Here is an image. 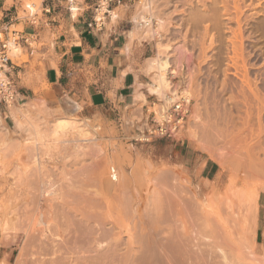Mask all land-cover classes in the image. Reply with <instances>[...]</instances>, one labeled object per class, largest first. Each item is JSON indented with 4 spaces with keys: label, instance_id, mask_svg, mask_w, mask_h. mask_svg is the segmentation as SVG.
<instances>
[{
    "label": "rangeland",
    "instance_id": "rangeland-1",
    "mask_svg": "<svg viewBox=\"0 0 264 264\" xmlns=\"http://www.w3.org/2000/svg\"><path fill=\"white\" fill-rule=\"evenodd\" d=\"M81 1L83 0H76V2H74L73 4L80 6L79 2ZM241 1V7H243L244 9V13L241 16L244 24L242 26L243 46H241L244 53L242 57H239L240 51L238 49L239 53H236L237 50L235 49V46H237L238 48L240 47V42L238 41L239 39H236L235 36L237 33L236 30H238V24L234 19L236 16L235 12H232L230 14L232 19L228 14L223 13L222 17L219 18L221 27L217 29L216 26H214V24L211 22L212 19H209L211 18V15H214V8L210 6V9L208 8V5H212L211 0L200 1L205 4L207 3V9L205 4L204 6H202L203 3H198L200 5H198L197 8L201 9L202 11L197 9V13H199V15H197L198 17H196V20L198 18L201 19H198L197 21H193L191 19L192 9L188 4V0H153L154 12L156 17L164 18V20L167 21V25L165 24L167 30L165 31L161 42H163V44L170 43L174 45L173 49L168 54L170 61L174 63L175 66L177 65V63L179 64L181 62V58H183V55H185V62L183 63L182 67L178 68V73L176 75H172L173 77L171 76V80L174 84L173 89H179L178 92L184 95L183 91L185 89H189L188 85H192L195 94L194 96L190 97V111L185 128L176 137L156 138L150 142L137 140L139 137L143 136V132L145 129L144 119L147 116L146 109L147 107H149V110L152 109L150 107V103H152L156 99L157 95H149L150 98H148V102L138 101L136 105L124 108L122 112H120L119 110L81 108L79 116H77V118L79 119L90 118L96 126H99L102 131H104V134L106 131V134L104 136L101 135L102 133L100 132L102 131H100V129L97 135V139L94 141V143L92 142L88 144L90 145L89 150H92L90 151V153L93 154L90 156L94 157L91 159L90 157H88V159L86 160L87 166H92L91 168L95 166V169L101 167V170L99 168V172L102 171L103 173V169L106 167L105 164H108L109 161L107 160L109 159L111 161L110 164L113 167V170L118 172L119 180L117 181V183H121V179H125L126 182L129 178H132L135 186L133 190L135 189L138 191L132 190L130 193L132 197L134 196L135 198H137L140 204L139 207L137 206L138 208L135 206L138 209V213L140 214H148L147 205L151 201L150 199H153V195L155 193L152 182L157 179L156 177H158L159 180L160 178L163 180V176L167 179V177L171 175L169 178L176 181L179 177L182 176V179H178L179 181H184L188 185L189 183H191L193 188L201 191L200 198L203 203H205V210L214 211L220 214L223 219H230V217L234 215L238 217L245 216L247 212L245 200L248 196L247 194H249V192L246 194L247 190L250 191L255 182L260 181V179H264V152L262 151L264 149V0H240V2ZM8 2L10 3L11 0H9ZM132 2L135 6L134 10L131 12L133 19L134 16L137 15L140 11H143V9L142 4L139 3V0H132ZM229 4L230 9L233 10V0H230ZM70 6L72 5L70 4ZM217 6L219 5L216 4L215 7ZM219 9H222V11H224L221 6L219 7ZM202 14L204 16H208L204 17ZM201 16L204 18H201ZM18 28L22 29V26L20 25L18 26ZM52 36L53 35L50 33V31H48L45 37L36 45V49L33 55L31 57L26 55V62L23 63L22 66H24L25 68H30L29 72L25 74V78L27 80L26 82L28 83L27 85L19 86V91H22L25 94H20L19 101L15 102L9 107L5 106L4 104L0 105V113L2 117L0 121V159L2 162V164L0 162V228L4 225L7 226L8 222H11L10 224H13L15 226V220H13V210H15V207H12V204H14L18 200L17 195L20 194V191H22L21 193H26H23V196H27L28 192L30 190L32 191L35 180H33L34 178L32 179V175L30 176V170L34 168V157L39 153V156H41L42 154V159L43 157L45 158L43 161L46 165L44 166L46 168L48 167L47 169H50L49 171L56 175L55 178L57 177V180L62 183L64 189L66 187V184L61 181V175L59 174L61 168H63L62 166H64V160H60L58 158L60 161L59 162L54 161L53 159L55 158H52L46 161L48 157L43 155L46 151V147L42 148V145L40 143H37L36 141L34 142L35 139L33 140L29 135L30 132L29 128L27 129V123L23 126L19 125V122L25 123L26 120H28V116L32 119H37L41 113L44 114H42V117L40 116L39 118H43V116L48 113L46 117L49 116V119H44L48 123V120L49 122H52V120L56 116L71 112L70 109L72 100L70 98H49L43 93L44 91H47L49 89V86L43 81V75L45 71V55L43 53V49L44 47L52 46ZM185 36L187 39L186 42H188L186 43V45L191 50L190 54H183L185 51L183 47L181 48V46L185 44V42H183ZM150 41V49L147 58L149 56H154L157 52L156 44L158 43V40ZM147 58L145 60V69L148 68L149 64V59L147 60ZM243 66H245L247 69H245V67L243 68ZM190 71H193L194 74L191 75ZM245 71H247L246 75L247 79H249L250 82V88L247 82H244L246 81V79L244 78L246 76H244L245 74L242 75V73H245ZM146 75L147 76L141 79L137 84V87H139V84H143L141 89V91L143 92L147 91L145 83L151 81L150 75ZM252 90L253 92L257 93V97L254 95ZM158 98L161 99L160 97ZM44 106L47 108H45ZM206 107H208V111ZM44 109H48L49 111L47 110V112H45ZM22 110L25 114L22 112ZM247 110L250 111L252 115H250L251 117L249 118V115L247 116ZM49 112L52 115H50ZM200 118L204 120L200 121ZM206 119H208L213 126V123H215V125L217 126L214 127H219V131H221L222 133V135H220L221 139L218 140L217 145L223 147L225 134H227V132L230 133L229 131L232 132V130L234 132L240 131L241 128H243V131H241L240 133L242 136L247 137V139L244 138V140L247 141H243L241 146L236 145L234 148L235 151H232V153L223 152L222 156L220 152H217L218 154L215 153L214 155H210L207 151H205V149L200 148L197 140L199 139L203 141V138H206L204 140L205 142L207 140L206 134L204 133V131L206 132V129L204 130V128H206L207 126L203 124V122L208 121ZM251 128L253 129V134H251ZM111 131L112 134L114 133V136H110L112 135ZM107 133L109 134V136ZM235 136L236 135H234L233 137ZM108 139L110 141H107ZM112 139L113 141H115L113 142ZM230 140L231 139H228L227 142L229 143ZM105 141H107L108 145L110 144L109 146H111V143L113 142L114 145L111 146L113 148L111 149V147L106 145ZM95 143L98 146H96ZM91 145L92 147H98V150L100 148H103V150L100 149L99 152L110 148L109 150L107 149L108 152H101V155L96 149L99 155L104 157L103 159L106 158L107 162L105 160L102 161V157H100L95 151L96 147L92 148ZM193 149H195V151H192ZM50 150V153L52 152V150L54 151L52 152V154L57 152V150L53 148L51 151ZM62 152L65 151L62 150L60 153L62 154ZM103 153L104 155L105 153H109L110 156L105 155V157L104 155H102ZM34 154L36 155L34 156ZM250 154L251 156H253L252 159L254 160H250ZM56 155H58V152ZM246 155H248V158H246ZM257 156H259L262 160L258 161L256 159ZM207 160L217 163L221 170L224 171V174L222 175V179L220 181L218 179L212 178L211 176H207V174L203 172V167ZM107 166H109V164ZM21 168L23 169V171L21 170ZM106 168L104 169V172H107ZM27 171L29 173V176L26 174ZM55 171L57 172L55 173ZM160 171L162 173H160ZM232 171L236 172L235 178L237 177L236 180L233 178V181L236 185L235 187L233 186L235 191L233 189L229 190L230 188L227 186L229 180L228 178H230ZM108 173H104V175L106 174V176L104 177H109ZM23 174L24 176L21 177V175ZM161 174L163 176L159 178ZM24 177H26V181ZM94 178L95 176L93 177L94 184L91 188L93 189V186H95V189H97L99 188V179L98 177L95 179ZM29 179H32L30 180V184H28ZM151 179L152 181H149ZM178 180L177 182H179ZM21 181H23L24 183ZM18 182L19 184H17ZM21 183H23V186H21ZM96 183L98 185H95ZM18 185L20 187H18ZM120 186L121 185L118 184L116 186L117 189H115L116 191H118L116 192L115 190H113V194L111 193L112 195L110 196L114 198L118 194H120L122 190L119 189ZM214 188L215 191L212 190ZM25 189H27L28 192H26ZM242 189L243 191H245L242 192ZM31 191L28 195L29 198H31L32 196ZM211 192L213 193L211 194ZM13 196L15 197L13 198ZM11 201L13 203H11ZM9 205L11 208L9 207ZM230 205L232 209L230 208ZM243 205L245 206V208ZM5 206L7 207V209H10H8L7 211L9 214L6 213L7 209ZM5 213L8 215H6ZM6 216L10 219H7ZM5 219H7L6 222ZM2 220H4V222ZM141 223L140 225H138V230L146 226L143 225V222ZM145 223L147 222H144V224ZM231 223L232 222H230L229 220L230 225ZM10 224L8 225V227H12V225ZM141 225L143 226L139 227ZM2 228L0 229V263L16 264L17 260L20 258L18 256H20V250L24 245L25 239L19 240L16 237H10L12 236L11 233H14V231H3ZM125 230L126 229H123V235H125L124 239H127L128 237ZM256 231L257 228L255 229V231H253V240L251 238H248V241H245L243 243L244 248L241 247L243 250L245 249L246 254H248V256H246V254L243 255L245 252L243 254L240 253L244 257L246 256L245 259L247 261L252 260L253 262V259L254 261H257L259 259L255 244ZM238 232L239 231L235 233V236L239 238L240 232ZM250 239L252 246L249 243ZM225 245H223L224 248L226 247ZM242 249L240 250L243 252ZM243 256L240 257V262L242 261L241 258L244 259ZM256 256L258 258H256ZM5 259L7 263H5ZM219 259L221 258H218V260H214V262H211L210 264H219L221 262H219ZM245 259L242 262L248 264Z\"/></svg>",
    "mask_w": 264,
    "mask_h": 264
},
{
    "label": "bare ground",
    "instance_id": "bare-ground-1",
    "mask_svg": "<svg viewBox=\"0 0 264 264\" xmlns=\"http://www.w3.org/2000/svg\"><path fill=\"white\" fill-rule=\"evenodd\" d=\"M200 1L202 0H188V4L192 9L191 19L193 21H195L196 17H198L197 15H199V13H197V9L199 8L197 7L200 4L198 3H203ZM219 1L211 0L212 5H208V8L209 6L214 8V11L212 10L214 15H209L211 17L209 19H212L211 22L217 29H219L221 27L219 18L222 17L223 13L228 14L231 18L230 14L235 12L236 16L234 19L238 24V30H236L237 33L235 36L240 42V47L238 48L235 46V49L237 50L236 53H239L240 51L239 57H242L244 53L242 48V26L244 25L241 19V16L244 13V9L241 7L242 1L233 0V10L230 9V0H221L220 3ZM139 3L142 4L143 11H140L134 17L136 27L133 30H130L129 34L133 39L137 38L144 41L158 40V43L156 44L157 52L154 56L149 58L148 68H146L151 81L145 85L147 88L146 92L140 91L137 93V101L148 102L149 94L157 95L161 98V100L167 99V95L169 93L174 95L179 93V89H173L174 84L171 78L178 73V68L182 67L185 62V55L181 58V62L174 66V63L170 61L168 55L174 45L170 43L163 44V42H161L165 31L167 30V21H165L164 18L156 17L153 0H139ZM204 4L205 3H203L202 6H204ZM216 4L219 6L215 7ZM220 6L224 11L219 9ZM78 9L79 6L74 4L72 7L74 16L76 15ZM206 16L208 15H205L204 17ZM204 17L201 16V18ZM183 40V42H185V44L181 46V48L183 47L185 51L183 54H190L191 50L186 45V43H188L186 42V36ZM17 54H19V51L14 53L13 56ZM21 60L25 61L26 56H23ZM244 67L245 66H243V68ZM245 69L247 68L245 67ZM193 74L194 73L192 71L191 75ZM246 74L247 71L242 73V75L246 76H243L246 79L244 82H247L250 88V82L249 79H247ZM188 87L189 89H185L183 94L186 96L185 98L190 101V97L195 94L192 85H188ZM253 93L257 97V93ZM206 108L208 111V107ZM48 109H44L45 112H47ZM247 113V116L249 115L248 118L252 116L250 111ZM42 114L44 113H41L40 116ZM49 114L52 115L50 112ZM46 115H48V113H46L43 118H39V116L37 119L25 116L28 120H26L25 123L19 122V125L23 126L27 123V129L29 128L30 132L29 135L33 140L35 139L34 142L36 141L37 143H40L42 148H47H45V152L43 150V155L48 157L46 161L52 158H55L53 159L54 161H59V159L64 160V166H62L63 168H61L59 174L61 175V181L66 184V187L64 189L62 183L57 180V177L55 178L56 175L49 171L50 169L48 170V167L46 168L44 166L46 164L43 161L45 158H41L42 154L41 156H39L40 153L37 156L34 154V168L30 170V176L32 175V179L34 178L33 180H35L34 186H31L32 191L30 190L32 192V196L30 195L31 198L28 197L30 191L28 192L27 189H25L26 192H28L27 196H23V193L25 192L21 193L22 191H20V194H16L18 196V200L14 203L15 205L12 204V207H15V210H13L15 217L12 215L13 220H15V226L10 224L11 222L9 223L7 221L8 225L10 224L12 227H8V225L6 226L4 224L3 225L5 227H1L3 231H14V233H11L12 231L10 232L12 234L10 237H16L19 240L25 239L24 245L20 250V256H18L20 258L17 260L16 264H210L211 262H214V260H218V258L222 259H219V262H223H220L221 264H247L242 262L246 256H248L245 249L243 250L242 248H244L243 243L248 241V238H253V231L257 228L259 198L261 190L264 189V181H262L264 179H260V181L255 182L254 186L252 185L253 187H251V189L249 188L250 191L247 190L246 194L248 192L249 194H247V197L245 196L247 208L245 216L238 217L234 215L230 217V219H223L220 214L214 211L205 210V203H203L200 198L201 191L193 188L191 183L188 185L184 181H179L182 176L178 178L179 180L175 177L179 181L177 182V180L175 181L174 179L169 178L171 175H166L169 176L166 179L161 174L159 178L163 176L162 178L164 181L161 178L159 180L158 177H156L157 179L152 182L155 193L153 195V199L151 198V201L149 200L150 202H147L148 205L146 204L148 206V214H140L137 209L140 204L137 198L134 196L133 198L130 193L135 187L133 179L129 178L126 182L125 179H121L122 182L117 183L119 180L118 172L113 170L109 159L107 160L109 161V166H107L108 164L106 163V158L103 159L104 157L100 156L101 152H108L110 148H107V150L104 147L106 150L99 152L101 148L98 150V147H96L98 145L96 143V148L91 145L92 148H95V151L97 149L100 153L99 155L96 151V153L102 157V161H106L105 166L107 168H105L107 172H104L105 168L102 173V171L99 172V168L101 170V167L95 169V166V168H91L92 166L90 167L86 164L88 157H90V159L94 157L90 156L93 154L90 153L92 150H89L90 145L88 144L92 142L94 143L101 128L96 126L90 118L79 119L77 116L75 117L73 113L56 116L52 122H49L48 120V123L44 120L46 118L49 119V116L46 117ZM201 118L200 121L202 120ZM1 119L2 117L0 113V121ZM203 124L207 126L204 128V130L206 129V132L204 131V133L206 134L207 140L205 142L204 140L206 138H203L205 143L202 140H197L200 148L205 149V151H207L210 155H214L217 152H220L221 155L223 152L232 153V151H235L234 148L236 145L241 146L242 142L245 141L244 138L247 139L246 136L244 137L240 133L243 131V128H241L240 131H235L236 133L233 130L232 132L228 130L230 133L227 132V134H225L224 145L221 147L217 145L218 140L221 139L220 135H222L221 131H219V127H214L217 125L213 123V126L209 120L207 122H203ZM100 131H102V129ZM250 131L251 134H253L252 128ZM103 132L104 131L100 133L105 136L106 131L105 134ZM234 135L236 136L233 137ZM110 136H114V133ZM228 139H231L229 143L227 142ZM107 141L110 140L108 139ZM107 141H105L106 145H108ZM113 142L111 143L112 145H114ZM50 148L51 150L52 148L56 149L58 155H56L57 152H55L56 154L54 153L55 155L52 154V152H54L53 150L50 153ZM112 148L113 147H111V149ZM62 150L65 152H62L61 154L60 152ZM101 150H103V148ZM262 151L264 152V149ZM102 155H104V153ZM105 155L110 156L109 153H105ZM248 155H246V158H248ZM252 157L253 156L250 154V160H254ZM256 159L258 161L262 160L259 156H257ZM21 170L23 171L22 168ZM56 172L57 171H55V173ZM104 173H108L109 177H104L106 176ZM160 173L162 172L160 171ZM235 173V171H232L230 178H228L229 180L227 186L230 188L229 190H234L233 186H236L233 181V178L235 180L237 179V177L235 178ZM26 174H29L28 171ZM23 176L24 174L21 175V177ZM94 176L99 179V188L95 189V186H93V190L91 187L94 184ZM24 178L26 181V177ZM32 179H29L28 184H30V180ZM149 181H152V179ZM23 183H21V186H23ZM17 184H19V182ZM118 184L121 185L119 188L122 189L121 193L118 195L116 194L117 196L113 198L110 195L113 194V190L117 189L116 186ZM95 185L98 184L96 183ZM18 187L20 186L18 185ZM215 188L212 190L215 191ZM244 191L242 189V192ZM212 193L213 192H211V194ZM14 197L15 196H13V198ZM11 203L13 202L11 201ZM135 206L138 207L136 208ZM8 209L6 210V213H8ZM7 219L10 218L7 217ZM7 219H5V222ZM229 220L232 222L231 225L229 224ZM2 221L4 222V220ZM141 222H143V225L146 226L142 227L143 225H141L139 227L142 228L138 230V225H140ZM144 222L147 223L144 224ZM123 229H126L125 231L128 237L127 239L125 238L126 240L124 239L125 235H123ZM237 231L240 232L239 238L235 236ZM251 239L249 241L250 245ZM223 245L226 247L224 248ZM240 249H242L243 252ZM240 253H244L243 255L246 254V256L244 257ZM242 256L244 259L241 258V263L240 257ZM258 257L256 256V258ZM261 257L264 258L262 255L259 258L260 260ZM258 260L254 261L253 259V262L252 260L246 261L248 264H250V262L251 264H264L263 260ZM5 263H7L6 259Z\"/></svg>",
    "mask_w": 264,
    "mask_h": 264
},
{
    "label": "crops",
    "instance_id": "crops-1",
    "mask_svg": "<svg viewBox=\"0 0 264 264\" xmlns=\"http://www.w3.org/2000/svg\"><path fill=\"white\" fill-rule=\"evenodd\" d=\"M93 4L92 0L79 2L74 16L67 0H55L49 22L40 29L41 40L48 31L53 35L52 46L43 49V81L49 86L43 93L49 98H70L69 114L74 116H79L81 108L122 112L136 105L137 93L143 86L137 84L147 76L145 60L151 41H139L129 34L135 28L132 0L114 2L111 8L116 15L108 16L97 27L91 26ZM10 70L18 89L27 85L25 74L30 68L12 64ZM203 172L219 181L224 174L217 163L209 160ZM255 244L259 258L264 257V189L259 198Z\"/></svg>",
    "mask_w": 264,
    "mask_h": 264
},
{
    "label": "built area",
    "instance_id": "built-area-1",
    "mask_svg": "<svg viewBox=\"0 0 264 264\" xmlns=\"http://www.w3.org/2000/svg\"><path fill=\"white\" fill-rule=\"evenodd\" d=\"M0 0V105L19 101L20 92L11 75L12 64L22 65L23 56L31 57L40 42L41 27L49 22L55 0ZM71 5L75 0H67ZM93 26H102L107 17L116 15L112 4L121 0H92ZM72 11V6L69 7ZM22 26L19 29L18 26ZM19 51V54L14 55ZM156 96V95H154ZM147 107L143 136L137 140L150 142L156 138H174L187 123L190 101L181 93H169L167 99H156Z\"/></svg>",
    "mask_w": 264,
    "mask_h": 264
}]
</instances>
